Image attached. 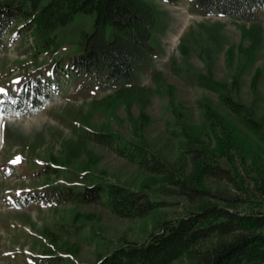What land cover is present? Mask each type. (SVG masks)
<instances>
[{"label": "rangeland", "instance_id": "1", "mask_svg": "<svg viewBox=\"0 0 264 264\" xmlns=\"http://www.w3.org/2000/svg\"><path fill=\"white\" fill-rule=\"evenodd\" d=\"M140 7L149 46L147 53L139 47L143 58L131 80L100 86L63 77L60 92L25 114L0 103V264H96L120 246L143 244L165 222L198 208L200 201L174 189L177 179L206 192L210 204L264 211V12L243 21L202 13L191 0H143ZM94 21V12H76L53 26L47 52L34 30L12 25L0 51V102L52 59L76 55ZM112 37L106 28L105 40ZM202 165L228 174L204 175ZM108 183L144 193L154 207L129 218L105 199H22Z\"/></svg>", "mask_w": 264, "mask_h": 264}, {"label": "trees", "instance_id": "2", "mask_svg": "<svg viewBox=\"0 0 264 264\" xmlns=\"http://www.w3.org/2000/svg\"><path fill=\"white\" fill-rule=\"evenodd\" d=\"M27 1L30 2L27 4ZM142 1L49 0L45 5L32 0L0 2V51L5 47V33L16 23L20 30H34L37 46L47 52L53 44L48 36L53 26L65 24L76 12L95 13L94 30L84 37L80 51L76 55L52 59L43 73L24 81L17 93L5 94L0 102L1 109L16 114L40 109L51 93L60 92L63 77L100 86L131 80L134 66L143 58L139 47L147 53L149 46L148 33L139 29L144 21ZM191 1L202 13H217L235 20H254L259 12H264V0ZM106 28L113 31L111 40H105ZM223 100L246 125L261 131V124L245 115L241 105L229 97ZM200 157L201 152H198L193 161ZM200 171L213 177L228 174L227 170L211 165H202ZM174 184L178 194L200 201L198 208L165 222L161 232L151 234L145 243L120 246L96 264H171L184 256L188 264H264V211L245 212L210 204L203 201L207 199L206 192L191 188L180 179ZM22 199L25 204L70 199L98 203L105 199L115 214L129 218L145 217L154 207L144 193L116 183L91 185L82 191L65 188L38 196L29 193ZM211 238H214L211 244L200 247V242Z\"/></svg>", "mask_w": 264, "mask_h": 264}, {"label": "snow or ice", "instance_id": "3", "mask_svg": "<svg viewBox=\"0 0 264 264\" xmlns=\"http://www.w3.org/2000/svg\"><path fill=\"white\" fill-rule=\"evenodd\" d=\"M0 91H2V90H0ZM17 159H19V158H17Z\"/></svg>", "mask_w": 264, "mask_h": 264}]
</instances>
